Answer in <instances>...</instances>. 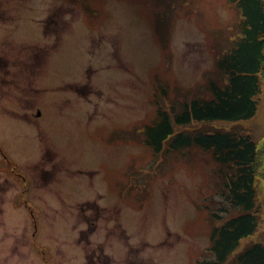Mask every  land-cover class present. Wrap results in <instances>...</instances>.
Masks as SVG:
<instances>
[{
	"label": "rangeland",
	"instance_id": "obj_1",
	"mask_svg": "<svg viewBox=\"0 0 264 264\" xmlns=\"http://www.w3.org/2000/svg\"><path fill=\"white\" fill-rule=\"evenodd\" d=\"M236 19L226 0H0V264L211 257L210 207L228 206L215 163L197 147L154 153L143 133L157 106L219 77ZM257 104L188 128L259 145L264 84ZM256 187L259 225L239 249L264 243L263 176Z\"/></svg>",
	"mask_w": 264,
	"mask_h": 264
},
{
	"label": "trees",
	"instance_id": "obj_2",
	"mask_svg": "<svg viewBox=\"0 0 264 264\" xmlns=\"http://www.w3.org/2000/svg\"><path fill=\"white\" fill-rule=\"evenodd\" d=\"M226 1L238 19L217 49L214 68L219 77L205 80L189 97L172 98L168 108L157 106L155 119L144 128V142L154 153L197 147L215 163L219 192L228 206L210 207L211 257L199 264H264V243L251 242L239 249L259 225L256 181L259 175L264 177V136L258 145L250 133L236 127L188 128L193 123L248 119L257 112L264 84V0Z\"/></svg>",
	"mask_w": 264,
	"mask_h": 264
}]
</instances>
